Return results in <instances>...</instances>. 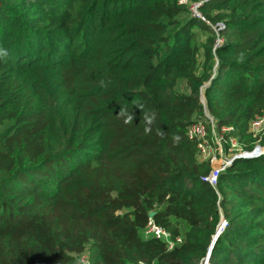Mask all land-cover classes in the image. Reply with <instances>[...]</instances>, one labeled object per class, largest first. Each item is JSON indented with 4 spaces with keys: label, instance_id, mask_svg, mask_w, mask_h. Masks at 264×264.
I'll return each mask as SVG.
<instances>
[{
    "label": "trees",
    "instance_id": "obj_1",
    "mask_svg": "<svg viewBox=\"0 0 264 264\" xmlns=\"http://www.w3.org/2000/svg\"><path fill=\"white\" fill-rule=\"evenodd\" d=\"M198 10L0 0V264H199L220 217L208 264H264V153L210 184L187 136L264 144V0Z\"/></svg>",
    "mask_w": 264,
    "mask_h": 264
},
{
    "label": "built area",
    "instance_id": "obj_2",
    "mask_svg": "<svg viewBox=\"0 0 264 264\" xmlns=\"http://www.w3.org/2000/svg\"><path fill=\"white\" fill-rule=\"evenodd\" d=\"M202 2L203 0H177L178 4L187 5L190 12L193 15L200 17V18H203V17L200 15L198 7ZM205 115L208 118L209 128H210L211 133L208 134L205 122L200 120V121L191 123L187 127V136L188 138L194 139L196 141L197 147L200 153V157L204 160H209L210 164H212L211 170L205 178L210 182V184H215L218 173L222 171L225 168V164H227V162H225L223 159L218 161L217 155H218V150L221 148L222 143L224 142L222 134L224 132L229 131L230 127L223 126L221 127L220 131H218L215 127L214 120L210 116H208L206 113ZM263 117L264 115L254 119L251 122V127L259 126L263 121ZM229 142H230L229 147L234 150H238L239 154L243 155V154L250 153L246 151H241V149L238 147L236 140L232 136L229 137ZM260 147H263V146H260ZM256 150H257V146L254 148L253 151H251V153L254 152L256 155H259V153L264 152V149L260 151L259 150L256 151ZM213 162H217V164L213 165ZM228 163H229V160H228ZM143 235L146 237L154 236L156 238H159L163 240L164 242H166L169 248H171L175 243V241L171 238V235L168 231L156 225L151 220L148 222L146 227L143 229ZM179 240H180L179 238L176 239V241H179ZM79 260L81 264H89L88 255L86 252H83L80 255ZM199 264H208L206 258L203 257L200 260Z\"/></svg>",
    "mask_w": 264,
    "mask_h": 264
},
{
    "label": "rangeland",
    "instance_id": "obj_3",
    "mask_svg": "<svg viewBox=\"0 0 264 264\" xmlns=\"http://www.w3.org/2000/svg\"><path fill=\"white\" fill-rule=\"evenodd\" d=\"M263 127H264V117H263V121H262V123H261L259 126H252V127H251V130H252L255 134H257V133L261 132V130H262ZM256 146H257V149L260 151V150L263 149L264 144H256L255 147H256ZM260 146H263V147H260ZM255 147H254V148H255ZM263 153H264V152L259 153V155H260V154H263ZM220 154H221V155H220ZM236 154H237V155H240L238 151H236V150L230 148L229 146L225 149V147H224V145H223V143H222L221 148L218 150L217 158H218V161H220L221 159H223L225 162H227V164H225V168H226L227 166L230 165V163L232 162V160L237 156ZM255 156H257V155H255ZM228 160H229V163H228ZM216 164H217V162H213V165H216ZM211 165H212V164H211ZM225 168H224V169H225Z\"/></svg>",
    "mask_w": 264,
    "mask_h": 264
},
{
    "label": "water",
    "instance_id": "obj_4",
    "mask_svg": "<svg viewBox=\"0 0 264 264\" xmlns=\"http://www.w3.org/2000/svg\"><path fill=\"white\" fill-rule=\"evenodd\" d=\"M255 155L256 154L254 152H252V153L250 152L248 154H243V155L240 154V155H237V156L249 157V156H255ZM150 217H152V213L150 214ZM224 225H225V221H224V219L222 217H220V220H219V222H218V224L216 226V229H215V233H214V235L212 237V240H211V242L209 244V247H208V250H207V254L205 256V258L207 260V263H208V257L210 255V252H211L212 248H213V245H214L219 233L221 232L222 228L224 227Z\"/></svg>",
    "mask_w": 264,
    "mask_h": 264
},
{
    "label": "bare ground",
    "instance_id": "obj_5",
    "mask_svg": "<svg viewBox=\"0 0 264 264\" xmlns=\"http://www.w3.org/2000/svg\"><path fill=\"white\" fill-rule=\"evenodd\" d=\"M263 149H264V147H263ZM256 151H258V149Z\"/></svg>",
    "mask_w": 264,
    "mask_h": 264
}]
</instances>
